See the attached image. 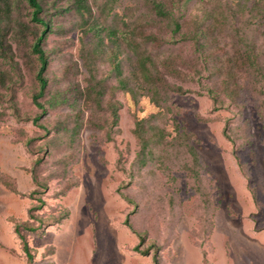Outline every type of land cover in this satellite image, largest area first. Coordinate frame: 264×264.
Listing matches in <instances>:
<instances>
[{
  "label": "rangeland",
  "instance_id": "1",
  "mask_svg": "<svg viewBox=\"0 0 264 264\" xmlns=\"http://www.w3.org/2000/svg\"><path fill=\"white\" fill-rule=\"evenodd\" d=\"M158 1L187 40L174 41L182 35L150 0H89L101 25L139 41H121L115 59L107 37L92 79L71 0H41L51 28L42 108L32 48L42 24L28 0H12L11 49L0 51V264H30L16 224L32 264H264V13L249 23L255 1ZM149 55L146 79L139 60ZM31 207L70 214L30 232Z\"/></svg>",
  "mask_w": 264,
  "mask_h": 264
},
{
  "label": "trees",
  "instance_id": "2",
  "mask_svg": "<svg viewBox=\"0 0 264 264\" xmlns=\"http://www.w3.org/2000/svg\"><path fill=\"white\" fill-rule=\"evenodd\" d=\"M154 6V8L156 9V14L161 15L163 17L167 18L168 23L170 24V26L172 27L171 29V34L172 37L175 38L176 35H182L180 37V39H174L175 42L181 41V40H187L188 36L184 33L181 32L182 29V23L180 22V17L179 15L176 14V11L173 7H169L167 5V7L164 5L163 2L158 1V0H150ZM186 1H190V0H186ZM220 0H215V5L216 6H221L219 3ZM254 2L251 7L249 8V5L251 2ZM258 0H241L243 6L249 8L250 10V14L252 17H250V19H248V22L251 23L252 21H254V18L256 17V15H260L264 13L263 8H261L260 4L257 3ZM29 4L33 7V18L39 22L40 24H42V30L40 34L36 35V39L35 42L33 43V50L38 54V58L40 60V67H39V71L38 74L36 76H38L39 82H40V90L37 94L34 95V101L35 103L39 106L43 108V104L38 100V98H40L48 85V79L46 76H44V73L47 69L48 66V57L45 53V51L43 50L41 43L42 41L46 38V33L48 31L51 30L50 28V22L44 20L41 15L40 12L43 11V5L41 0H28ZM72 5L75 9V11L77 12L76 14L79 15L80 19L79 22H77L76 26L79 28L80 30V39L81 42L83 43V48L81 49V58L83 59V63L84 65L89 69L90 71V76L92 79H94L96 76V68L94 65V61L96 56H98L101 52H103V50L106 49V47H104V40L108 37L110 39V41L113 44V51L114 54L113 56H115L116 59V54H118V50L120 47V42L124 41L127 43V45H131L133 46V44L138 45L139 41L137 38V34L135 32H131L130 30H124L122 32H120L119 30H117L114 27H106L100 24L99 22V18L95 16V11L93 9V7L91 6V3L89 2V0H71ZM99 9L100 11L103 13V11L105 10L104 6L99 5ZM13 12V4H12V0H0V51H2V54H8L7 49L10 48L11 49V45L8 44L7 47V36L9 33V26L8 23L10 22L11 18H12V13ZM206 14H204L205 16L202 18L201 21H203L204 19H209L211 18L213 15V11L211 10H207L205 12ZM249 14V15H250ZM3 22H6V26H3ZM200 23V22H199ZM23 27L25 26V24L22 25ZM22 30V29H21ZM198 35V32L195 33L193 37H196ZM139 36H142L143 39L146 37V39H157L156 36L154 35H144L143 33H140ZM89 38V39H87ZM87 39V40H86ZM89 46H93L96 45L97 48L92 49ZM99 47V48H98ZM110 47V46H109ZM136 49V48H135ZM138 51H135V53H137ZM253 59L256 61V56H253ZM139 64L141 66V69L144 72V77H146V79L148 78V72H151V70L149 69V66H152V64H154L152 67L155 68V62L152 60V57L149 56H145L141 59V61L139 60ZM115 68L116 70H119V65L116 63L115 64ZM5 78L6 76L4 75L3 72H0V80L2 82V84H4L5 82ZM167 84V83H166ZM120 87H122V89H128L127 87V83H125L124 80H120ZM170 87L172 86L173 90L177 91V92H183L184 89L182 86H178V85H169ZM131 91L133 92V90L131 89ZM102 93H98V95H100ZM216 99V97H214ZM67 99H63L62 102H66ZM60 101H57L55 103H52V106H56L57 104H59ZM111 110L113 113V116L115 118V122L118 118V114H117V105L116 103H112L111 104ZM40 117V116H39ZM39 117L35 118V122H38ZM136 129H135V133L137 135V137H139L138 139L141 140V148H142V152L145 153L146 149L148 148L149 142L147 139H144L145 137L143 136V125H142V121L138 120L136 123ZM40 204L38 206H36L35 209H40L43 205H44V200L43 199H39ZM34 208L31 207L30 212H31V217L39 222V225H34L33 223H24V229L26 231H30V232H35L38 230V227L40 226V224L43 223H50V224H55V223H59L62 220H64L65 218H67L70 214V212L67 210L64 213H61L59 215L57 214H53L52 216L48 217V218H44V217H38L35 216L32 211ZM15 231L18 233L19 237L21 238V241L23 243V248L25 250V252L27 253L28 256V263L32 264L34 255L32 254V250L31 247L29 246L28 240H27V236L25 235L24 232L21 231L20 226L18 224L15 225ZM136 250L139 249V247H135ZM149 248L143 250L142 252L144 253H148L149 252ZM155 264H159L158 263V259L157 257H155Z\"/></svg>",
  "mask_w": 264,
  "mask_h": 264
}]
</instances>
